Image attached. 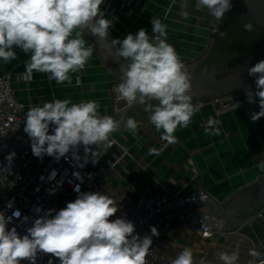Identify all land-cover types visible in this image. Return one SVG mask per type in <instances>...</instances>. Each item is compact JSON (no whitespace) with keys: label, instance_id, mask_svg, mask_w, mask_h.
<instances>
[{"label":"clouds","instance_id":"1","mask_svg":"<svg viewBox=\"0 0 264 264\" xmlns=\"http://www.w3.org/2000/svg\"><path fill=\"white\" fill-rule=\"evenodd\" d=\"M103 3L104 0H0V61L8 64L15 60L14 47L19 48L30 54L25 72L21 74L25 81L39 72L46 74L49 82L71 85L72 74L84 70L95 50L84 38L83 30L87 29L100 41L109 40L113 21L101 10ZM195 7L206 11L219 24L231 10L232 3L231 0H196ZM170 10L171 7L165 16ZM181 15L187 18L189 13L185 10ZM151 25V36L147 29L141 28L136 34H127L123 40L111 39V44L118 45L113 53L123 61L120 67L123 76L114 89L116 99L128 106L137 102L143 105L149 122L161 134L163 142L159 149L150 148L149 155H159L177 143L176 130L188 128L203 105L199 100L194 102L191 73L176 48L168 42L167 24L153 17ZM244 29L252 31L253 23H245ZM226 35L219 32L221 39ZM247 72L255 77L256 85L254 94L245 93L247 102L256 103L259 98V111L251 113V120L256 122L264 117V60L249 67ZM81 83V77L76 75L75 85L78 87ZM238 106L233 105L234 110ZM100 108L96 100L73 102L71 98L31 106L23 124L32 154L40 159L47 155L59 161L71 153L72 158L79 161L76 150L82 145L88 154L86 164L101 147L108 149L116 144L112 134L121 130L122 123L125 131L137 133L139 125L134 117L120 122L110 115H102ZM205 131L220 134L218 127ZM91 146L97 151L93 152ZM15 155L12 152L6 157L8 167ZM90 159L93 164L98 162L96 158ZM257 168L264 172V160H260ZM5 170L7 168L0 169ZM56 175L53 170L48 179ZM74 175L83 182L79 173ZM75 191L78 193L75 200L58 211H43L24 235L16 227H8L14 217L21 216L20 211H13L11 216L0 211V264L24 261L36 264L41 253L58 258L59 264H146L152 237L159 236L158 229L150 226L151 235L141 237L136 233L134 222L125 217L110 219L119 206L109 194L82 192L79 186ZM54 193L55 189L49 192ZM7 206L11 208L12 201ZM34 211L40 214L42 209L35 207ZM28 220L29 217H24L23 222ZM216 255L220 264H240L239 248L219 251ZM248 255L253 258L248 264H264V252L253 247ZM47 264H53V259ZM170 264H204V261L197 262L192 249L185 247Z\"/></svg>","mask_w":264,"mask_h":264},{"label":"crops","instance_id":"2","mask_svg":"<svg viewBox=\"0 0 264 264\" xmlns=\"http://www.w3.org/2000/svg\"><path fill=\"white\" fill-rule=\"evenodd\" d=\"M135 18L130 20L118 9L107 13L113 21L111 39L123 40L127 34H136L145 28L151 36L153 17L167 24L168 42L172 44L183 63L199 58L205 51L211 35L210 15L198 10L196 0H138ZM116 1L113 6L116 7ZM171 7V10H166ZM187 11V18L181 15ZM86 41L94 45L92 58L84 70L72 74V84L57 85L49 82L44 73L34 72L30 81L20 79L25 72V62L30 54L14 47L17 58L8 64L0 61V74L8 72L14 96L24 104V113L31 106L42 105L54 99L71 98L73 102L96 100L102 115L115 110L111 88L118 79L110 60L104 57L95 37L85 29ZM116 48L118 45H113ZM79 75L82 83L75 85ZM203 107L194 115L188 128L175 132L177 143L159 155H149L150 148L162 146L160 133L149 120L138 121V131L132 134L123 129L114 132L116 144L99 149L98 162L88 164L89 174L109 189L123 191L131 198L144 191L165 193L191 191L204 188L215 201L222 202L246 185L262 178L264 172L257 168L264 160V143L255 122L251 120L248 106L219 110L217 102H201ZM213 122L211 125L209 122ZM218 127L219 135L209 134L205 129ZM207 206L196 210L205 211ZM164 252L177 256L185 247L192 249L194 258L211 264H220L219 251L239 248L240 264H248L252 257L248 250L255 247L264 252V206L244 222L237 231L223 233L215 238H202L195 230L183 227L173 219L161 239Z\"/></svg>","mask_w":264,"mask_h":264},{"label":"built area","instance_id":"3","mask_svg":"<svg viewBox=\"0 0 264 264\" xmlns=\"http://www.w3.org/2000/svg\"><path fill=\"white\" fill-rule=\"evenodd\" d=\"M114 1L116 7L113 6ZM138 5V0H104L101 10L107 14L118 9L123 16L133 20ZM20 79H23L22 75ZM119 82L120 80L117 79L111 88L116 109L126 105L124 101L116 99L114 89ZM212 101L217 102L219 110L231 109L237 104L247 106V100L242 94H233ZM25 115L24 104L14 96L9 73L0 74V169L7 168V171H0V211L6 216H11L12 212L17 210L21 213L19 218H13L8 225L9 229L16 227L21 235L26 234V229L32 226L34 219L39 218L43 211L49 209L58 211L66 207L67 202L75 200L78 195L75 188L79 186L82 192L109 194L119 206L117 213L110 219L125 217L134 222L136 233L141 237L151 235L150 226L158 229L159 236L152 237L153 243L145 258L146 264H170L176 257L164 252L160 245L173 219H177L183 227L197 231L202 238H215L223 234L220 232V223L217 219L195 215L185 209H171L176 205L188 204L199 198L208 197L209 194L202 187L196 186L188 192L144 191L137 197L131 198L123 191L107 188L100 180L89 174L90 158H95L99 151L95 157H90L86 164L85 158L88 154L84 152L82 145L76 150L80 157L79 161L74 160L71 153L59 161L47 155L43 159L35 157L31 151L30 139L24 132ZM91 148L93 152L97 151L95 146ZM12 152L16 155L11 166L8 167L6 157ZM80 164L84 166L80 167ZM53 170L57 175L49 180L48 177ZM75 173H79L83 182L74 175ZM52 189H55V193L49 194ZM9 201H12L11 208L7 206ZM35 207H40L42 212L37 214L34 211ZM24 217H29V220L23 222ZM50 258L53 259V264H59L58 258L43 253L38 254L36 264H47ZM195 260L198 262L201 259ZM22 264L28 262L24 261ZM204 264L211 263L204 261Z\"/></svg>","mask_w":264,"mask_h":264},{"label":"water","instance_id":"4","mask_svg":"<svg viewBox=\"0 0 264 264\" xmlns=\"http://www.w3.org/2000/svg\"><path fill=\"white\" fill-rule=\"evenodd\" d=\"M231 3L232 8L225 14L222 23L218 24L213 18L212 38L206 51L196 60L184 64L192 76L194 102L233 94L245 96L248 91L253 94L256 91L255 77L249 76L247 69L264 60V0H231ZM248 22L254 25L252 31L244 29V24ZM219 32H226V37L221 39ZM96 40L104 57L112 63L118 80H121L123 73L120 67L123 61L115 57V47L110 38L108 41ZM258 99L256 103L247 102L251 113L259 111ZM148 115L143 105L137 102L116 109L110 116L120 122L134 117L138 122L149 120ZM255 123L264 143V117ZM198 206H207L208 209L196 210ZM263 206L264 176L237 190L222 202L208 196L171 209H185L195 215L217 219L220 232L233 233Z\"/></svg>","mask_w":264,"mask_h":264},{"label":"rangeland","instance_id":"5","mask_svg":"<svg viewBox=\"0 0 264 264\" xmlns=\"http://www.w3.org/2000/svg\"><path fill=\"white\" fill-rule=\"evenodd\" d=\"M210 22H211V35H210V38H209V41H208V45H209V43L211 41L212 33H213V17L211 15H210ZM208 45H207V47H208Z\"/></svg>","mask_w":264,"mask_h":264}]
</instances>
